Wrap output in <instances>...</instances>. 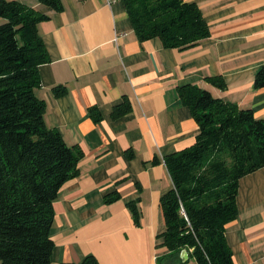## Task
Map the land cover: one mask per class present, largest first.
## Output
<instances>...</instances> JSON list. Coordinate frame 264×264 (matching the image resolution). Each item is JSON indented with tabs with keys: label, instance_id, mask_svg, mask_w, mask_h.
I'll return each mask as SVG.
<instances>
[{
	"label": "crops",
	"instance_id": "0c3cea01",
	"mask_svg": "<svg viewBox=\"0 0 264 264\" xmlns=\"http://www.w3.org/2000/svg\"><path fill=\"white\" fill-rule=\"evenodd\" d=\"M20 1L49 16L38 25L49 61L35 89L45 122L83 151L54 203L51 264L88 255L100 264H197L188 250L172 262L161 237L160 199L173 187L165 158L191 146L198 132L178 87L197 85L264 118V87L255 86L264 67V0H185L198 4L211 33L184 50L158 37L140 41L124 0H61L60 10ZM62 85L66 92L56 95ZM125 98L131 110L114 117ZM237 208L225 232L234 263L264 264V167L239 180Z\"/></svg>",
	"mask_w": 264,
	"mask_h": 264
},
{
	"label": "trees",
	"instance_id": "16d2710c",
	"mask_svg": "<svg viewBox=\"0 0 264 264\" xmlns=\"http://www.w3.org/2000/svg\"><path fill=\"white\" fill-rule=\"evenodd\" d=\"M53 9L61 0H38ZM140 41L158 37L166 48L188 49L210 36L196 2L124 0ZM49 16L20 0H0V264H51L54 203L63 184L77 175L83 151L68 145L45 122V102L35 89L49 55L38 25ZM223 88L220 77H209ZM264 87V67L255 78ZM56 95L65 86L53 88ZM197 122L194 143L165 158L173 187L160 199L165 221L162 245L172 262L186 249L197 264H235L226 227L238 215L239 180L264 167V118L217 98L197 85L178 87ZM131 110L125 98L112 115ZM133 155L132 153L130 156ZM157 161V159H155ZM119 194H110L113 202ZM139 223L137 203H128ZM100 264L88 255L80 263Z\"/></svg>",
	"mask_w": 264,
	"mask_h": 264
},
{
	"label": "water",
	"instance_id": "95a60500",
	"mask_svg": "<svg viewBox=\"0 0 264 264\" xmlns=\"http://www.w3.org/2000/svg\"><path fill=\"white\" fill-rule=\"evenodd\" d=\"M181 256H182V258H184V259H187V258H188V252H187L186 249L182 250V252H181Z\"/></svg>",
	"mask_w": 264,
	"mask_h": 264
},
{
	"label": "built area",
	"instance_id": "2783aa9c",
	"mask_svg": "<svg viewBox=\"0 0 264 264\" xmlns=\"http://www.w3.org/2000/svg\"><path fill=\"white\" fill-rule=\"evenodd\" d=\"M113 0H107V2L110 4Z\"/></svg>",
	"mask_w": 264,
	"mask_h": 264
}]
</instances>
